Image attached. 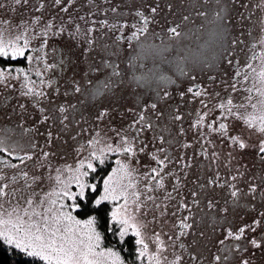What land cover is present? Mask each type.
<instances>
[{"label": "rangeland", "instance_id": "obj_1", "mask_svg": "<svg viewBox=\"0 0 264 264\" xmlns=\"http://www.w3.org/2000/svg\"><path fill=\"white\" fill-rule=\"evenodd\" d=\"M0 2L4 4V7L0 8V21L7 20L11 26V32L6 33L8 38L24 32L26 38L29 39V47L25 50L29 52L28 55L34 58L36 56L44 58L43 61L33 59L30 62L27 60L28 62L23 68L28 79L38 81L39 88L50 94L46 97L22 95L23 92L27 91L23 87L26 80L23 75L18 76L15 71L12 72L13 78L9 79L6 84H0V92L4 96V98H0V130L3 129L0 131V137H3L11 146L14 145V148L19 151H21L19 143H21L22 137H25L26 147L28 148L27 153L30 155L37 154L33 160L29 161L27 168L22 170L28 173L27 178L20 175L22 171L16 174V177L22 178L26 182L22 185L13 184L11 189L16 190V194L15 197L7 198L9 204L15 206L20 203L22 207H27L21 197L36 200L37 197L44 198L46 193H52L53 195L49 199L57 200L56 207H59L61 198L56 193L61 191L63 185L55 180L57 175L55 170H61V179L70 185L67 190L78 192L79 189L76 183L70 179L73 173L69 172L66 166L75 169L80 160H85V162L91 160L90 153L92 151H96L99 155V150L106 145L112 144L115 146L119 142L116 132L121 131L130 140L136 136L133 141L137 149L136 156L131 157L124 153L105 152L103 158L104 160L105 158L113 159V169L118 167V160L136 168L133 175L137 180L138 189L143 192L144 184L147 182L144 174L147 172L151 175L150 169L159 167L152 161L151 156L146 153L154 152L162 146L164 151L157 154L158 158L163 159L167 155L171 159L165 163L167 171L172 172L173 176L165 177L164 189L154 190L148 194L156 197L157 203L163 201L173 210L180 201L191 203L193 199L198 198L200 200L198 205H192L191 207L189 223L194 224V230L189 229L190 235L181 238L186 245H190V248L187 252L178 247L167 249L165 254L168 255L169 260L173 259L171 253H183L185 259L188 260V264H211V258L214 255H227L229 259L223 264H239L241 257L250 260L251 264H264V247L256 248L249 242L255 238L261 245H264V222L256 225L254 232L246 229L240 240L229 238L225 240L224 245H220L218 242L226 235L228 229L231 228L235 231L245 223L252 224L254 219H262L259 213L264 212V197L261 196L260 191L256 193L248 192L246 187V184L251 182L250 178L253 174L256 177L255 183L257 185H259V177L264 176V171H262L264 166L260 165L259 160L255 158V149H239L231 143H221L216 138V134L209 133L206 127L200 129L204 135L197 136L195 134L196 130L191 127L196 120H191L190 115L189 119L183 123L178 121L171 124H151L152 127H144L138 136L137 131L141 126L129 127L132 112L135 109L134 104H130L133 100L131 89L135 83L131 78L132 76H130L132 70L126 55V44L122 43L116 49L113 47L110 13L116 16L117 20L119 18L122 22L128 24L129 14L141 9L142 7H139L141 4L146 6L152 3V0H71L70 3L65 4L68 9L66 12L60 11L59 6H53L52 0H29L28 5L22 9L17 8L13 0H0ZM156 2L159 3L162 9L158 13L164 23H179L178 20L182 19L184 15L189 16V20L185 21L184 26L195 24V22L199 23L200 26L197 27L196 32L200 33V39L204 40L205 43L207 41L212 43L215 52H217L215 61L222 69L226 70V66H230L237 59L235 48L239 51L240 42H243L248 60L246 63L247 75L251 71L247 67L248 64H251L257 72L260 70L261 61L259 59L253 60L252 56L254 52L258 56L262 50V46L258 41L264 38V0H207V2L205 0H195L196 7H192L193 0H184V3H181L180 0H156ZM169 2L174 4L175 15L166 7ZM41 3L44 4L43 8L40 7ZM114 8L116 11H113ZM197 11H202L206 15L198 16L196 15ZM217 12H220V19L216 18ZM37 16L41 17V22L39 24L32 23ZM49 21L54 24V27L47 36L39 35L45 30V25ZM104 21H107V23L103 24ZM77 26H79L78 32ZM25 28H27L26 32L24 31ZM60 28H63L64 31L60 32ZM89 28L92 29L91 32H88ZM71 37H74L73 43L75 44L71 51L79 52L81 49H87L88 52H91V57L88 56L87 52L79 61L73 56V66L69 70L65 55L68 49L64 45ZM88 40L93 41L91 46L88 44ZM45 41H47L46 44ZM42 44L44 45L43 48H41ZM200 54L203 56H206V54H197V59L203 62L205 57ZM225 54H229L230 58L225 60ZM45 62L58 66L44 75L45 84L41 85V78L37 77L35 72L38 68L42 71ZM96 66H98L99 71L91 70ZM114 68L119 72V75L113 74ZM202 70H204L202 73L206 75L207 69ZM230 75L227 72L226 75H222L223 79L221 81H217L220 95L218 103H226L227 99L231 97L234 105H246L245 97L249 95L248 87L250 88L254 83L253 76L248 75V86L238 87L236 91H233V83L229 80L225 81ZM73 77L80 83L81 92L79 93L68 87ZM48 81L52 83L49 84ZM100 84L101 89L97 93L96 87ZM105 84L108 87H105ZM147 84H152V81L147 82ZM224 84H227V86H223V90H221L220 88ZM65 92L68 93L67 96L63 95ZM252 95L254 96L253 102H255L256 94L252 93ZM37 100H39L40 106L45 107L46 114H48L49 109L56 108L60 104L67 105L70 103L75 105V108L69 111L71 123L68 129L66 131L60 129L61 138L57 139L54 146L44 149L56 153L54 157L50 156L46 160L38 158L45 140L37 131L38 129L39 133H44V128L35 123L36 118L40 115L36 107ZM21 104L25 106L26 111L22 112L19 107ZM105 110L108 111V115L103 119H98V114ZM220 111L213 105L204 106L200 104L193 105L189 112L192 115L195 114L198 118L208 112V116L205 117L204 121L207 125L219 116ZM233 111H237V109L233 108ZM239 111L245 113L253 110L247 107L246 109H239ZM54 115L58 116L59 113L55 112ZM224 122L230 125L234 123L231 117ZM182 125L184 126L183 132L180 129ZM58 127V122L52 126L54 135ZM241 132H243L242 138L247 142L253 145L256 143L258 134H252V131L242 122L237 125V131L232 134L239 135ZM161 135L164 137L163 141L158 139ZM91 140H98L99 143L90 146L89 141ZM149 141H151V144L146 153H140L138 151L139 146ZM30 144H35L36 147L31 148ZM185 145H190V147H184ZM213 152L218 154V158L213 157ZM229 153L232 154L234 159L229 157ZM91 162L94 168H96L94 166L95 162L102 165L99 160H91ZM179 163L181 164L178 165ZM41 164H43V167H41ZM183 164H191L192 167L183 168ZM253 164H255V167H253ZM246 169H249V171H246ZM82 171L88 172V175L83 179L89 184L87 180L91 175V170L85 164ZM183 172H187L188 175L184 176ZM240 173H243V175H240ZM108 174L102 178L104 179ZM34 175L42 177L43 182L39 186L32 183L31 178ZM176 175L181 177V187L177 191H173V185L176 184ZM210 176H212L211 179L216 181L211 185L208 184V177ZM234 176L237 177L235 180L232 179ZM200 185L206 187L201 188ZM229 185H235L241 190L238 198L231 196L232 189ZM101 189L103 191V181ZM261 190H264V188ZM86 191L87 189H85ZM193 191L198 194L195 198L190 195ZM168 193H172L174 199L166 200L165 197ZM208 198H214L217 201L216 209L207 208ZM36 202L38 203V201ZM63 203L70 205L73 201L64 198ZM110 206L112 207L111 204ZM149 207H151L150 203ZM223 208H227L228 211H220ZM65 211H71L72 215L76 217L75 212L70 207ZM188 214V211L184 209L177 213L180 217ZM148 220L151 221V216L148 217ZM171 223L172 221L169 219L168 224ZM214 228L215 231H213ZM153 231H163L168 235H172L168 226L161 229L155 221L149 223L146 242L149 243L150 250H154V247L148 237H151ZM200 231L205 233L204 237L199 236ZM164 238L166 239V237ZM193 239L196 240L195 244L191 243ZM100 248L108 249L102 245V241ZM224 249L228 251L225 252ZM193 251L195 254L202 255L200 261L193 262L190 260L189 253ZM141 261H145V264H147L146 259Z\"/></svg>", "mask_w": 264, "mask_h": 264}, {"label": "snow or ice", "instance_id": "obj_2", "mask_svg": "<svg viewBox=\"0 0 264 264\" xmlns=\"http://www.w3.org/2000/svg\"><path fill=\"white\" fill-rule=\"evenodd\" d=\"M17 8L22 9L24 6L28 5L29 0H13ZM71 0H52L53 6H59V10L62 12L68 11L65 7L66 3H70ZM181 3H184V0H180ZM207 2V0H205ZM259 6V5H258ZM4 4L0 2V8H3ZM41 8L44 7V4L41 3ZM145 11L137 12V15L140 18V21L143 24V27L136 28V25L133 24L132 27L136 30L132 32L131 36L128 37L129 40L137 39V33H143L147 31V25L152 19L154 14L162 11L160 5L156 0H152V3L147 4ZM166 7L168 10L175 15V7L172 2H169ZM192 7H196L195 0H193ZM113 11H116L114 8ZM196 15L205 16L206 13L202 11H197ZM216 18L220 19V12L216 13ZM189 16L184 15L182 21H188ZM27 23L26 21H22ZM41 22V17L37 16L33 19L32 23L39 24ZM107 21H104L103 24H106ZM54 27L52 22H48L45 25V30L39 35L47 36L49 31ZM125 25H111L112 29L119 28L123 30ZM181 27V24L177 23L175 26H169L167 31L171 34L170 38H179L182 35V32L178 31ZM27 31V28L24 30ZM60 32H63L64 29L60 28ZM79 31V26H77V32ZM92 29L89 28L88 32H91ZM11 32L10 22L7 20L0 21V58H11L15 61L19 57L26 56V49L29 47V39L26 38L24 32L15 35L12 38H8L6 33ZM55 34V33H53ZM74 37H71L65 42V47L68 49L65 54L67 57V63L69 65V70L73 66L72 57L75 56L77 60H81L85 53L87 52L88 56L91 57V52H88L87 49H81L79 52H72L71 49L75 47L73 43ZM117 39H120L118 37ZM21 41L23 42L21 44ZM45 44L47 41L44 42ZM235 43V41H234ZM258 43L262 46V50L258 56L253 55L252 59H259L261 61L260 70L257 72L251 64H248L247 67L251 70L248 75L253 76L254 83L250 88L247 89L249 95L245 97L247 104L234 105L233 100L229 97L226 103H218L215 105V108L220 109L219 116L215 117L210 123L205 125V117L208 116V112H205L195 121L191 126L192 129L196 130L197 136L204 135L200 131L201 128L206 127L209 133L216 134V138L219 139L221 143H231L238 147L239 149H255V158L259 160L260 165L264 166V38H261ZM88 44L91 46L93 44L92 40H88ZM44 45H41L43 48ZM28 61L33 59L37 61H43L42 56H36L35 58L31 55L27 57ZM4 64H8L7 60L3 61ZM58 65L51 63H43V70L39 68L36 70L35 74L37 77H40V84H45L43 79L44 75L51 69L56 68ZM91 70L99 71L98 66L93 67ZM15 71L18 76L23 75L25 77L26 83L23 85L27 91L23 92L24 96L32 97H46L50 95L45 91L41 90L36 86V82L29 80L27 73L24 68H12L9 64L8 67L0 66V84H6L9 79L12 77V72ZM114 75H119V72L113 69ZM236 75L239 76L240 72L237 71ZM248 75L245 76V79H248ZM48 83H52L48 81ZM91 83V81H89ZM68 87L73 91L79 93L81 92L80 83L76 80L75 77L71 79L68 84ZM105 87H108L105 84ZM232 90L236 91V85H232ZM57 91H59L57 89ZM193 89L189 88L188 92H192ZM252 93L256 94L255 102L254 96ZM201 91H196L195 95L200 96ZM207 94V93H205ZM63 95L67 96L68 93L65 92ZM167 95V93H165ZM22 112L26 111L23 104L19 105ZM36 107L39 110L40 115L36 118L35 123L39 124L44 128V133L38 134L43 136L45 144L41 146V152L38 154V158L48 159L50 156H55L56 153L45 151V148L54 146L57 142V139H60V129L66 131L69 124L71 123L69 119L70 109H74L75 105L70 103L60 104L58 107L49 109L48 114H46L45 107L40 106L39 100L36 101ZM250 107L253 111L242 113L239 109H246ZM233 108H236L237 111H233ZM151 110H156L157 105L155 103L150 105ZM55 112H58L59 115H54ZM108 115V111L105 110L98 114V119H103ZM138 119H135L133 124L129 127L138 128L137 136L140 132L143 131L144 127H152L148 123V118L145 112H140L137 114ZM231 117L234 123L231 125L227 122L228 118ZM176 120H180L179 115L175 116ZM58 122V128L56 134L52 130V126L56 125ZM67 122V123H66ZM243 123L247 126L248 129L252 131V134H258L256 143L250 144L245 139L242 138L243 132L239 135H233L232 133L237 131V125ZM184 129H181L183 132ZM116 136L119 137V142L113 146L112 144L106 145L104 148L99 150V155L96 151L90 153L91 160H99L101 164L104 163L105 152H116L124 153L128 156H136V147L133 144V141L136 139V136L132 137L130 140L127 135L122 134L121 131L116 132ZM155 139V138H154ZM160 141L164 140V137L161 135L158 137ZM98 140L89 141V145L93 146L98 144ZM151 141L144 143L139 146L138 151L140 153H146V150L150 147ZM31 148H35V144H30ZM184 147H190V145H185ZM163 147H158L154 152L146 153L151 156L152 161H154L159 167H152L150 169L151 175L145 173L147 182L144 184V190L141 192L137 187V180L134 177L136 168L130 167V164L124 163L122 161H117L118 167L112 169V171L103 179V191L100 192L96 184H87L84 181V177L88 175V172L82 171L86 167L95 172L96 169L93 167L91 160L85 162V160H80L78 166L75 169H72L71 166H66L69 172H72L73 175L70 178L72 182H75L79 191L71 192L67 190L70 185L65 183L61 179V170L56 169L57 175L55 180L57 183L63 185V188L60 192L56 193L57 196L61 198L59 207H56L57 200L49 199L53 194L46 193L44 198L37 197L36 200L32 198H25L24 202L27 207H22L20 203H17L15 206L8 203V197H15L16 190L10 188V184L3 183L5 177L0 175V240L4 241L9 245L13 250H20L25 256L31 258L29 264H125V261L121 259L119 253L114 252L111 248L101 249L100 244L104 238L98 228H103L104 232L109 231L113 232L115 235L120 237L123 240L125 237H128L131 233L135 237L133 249L137 254V260H147V264H188V260L185 259L183 253H171L173 259L169 260L168 255H166V250L172 247H178L183 249L185 252L188 251L190 245H186L182 241V237L190 235L189 229L194 230V224L189 223L191 216V207L192 205H198L200 200L198 198L193 199L191 203L186 201L178 202V206L173 210L169 205L164 204V202L157 203L156 197L149 195L148 193L164 189L165 187V177H172L173 173L167 171L166 161L170 158L165 155L163 159L158 158V153L163 152ZM0 153H6L7 156H12V151L9 150V146L6 145L5 139L0 137ZM213 157L218 158V154L213 152ZM34 156H37L36 153L28 154L25 153L24 156L20 157V163L24 164L25 161L33 160ZM229 157H232V154L229 153ZM0 163H3L5 167H10L16 169L17 164H9L7 160H0ZM43 167V164H41ZM183 168L192 167L191 164H183ZM255 167V164H253ZM249 171V169H246ZM264 171V169H262ZM24 178L28 177V173L22 171L20 173ZM184 176H187V172H183ZM243 175V173H240ZM237 177H233L235 180ZM13 181L17 179L16 176L11 178ZM176 184L173 185V191H177L181 187V177L176 175ZM32 183L39 186L43 182L41 176L34 175L32 178ZM251 182L246 184L248 192L256 193L260 191L261 196L264 197V176L259 177V185L255 183L256 177L253 174L250 178ZM154 182V184H153ZM216 181L210 179L208 184H214ZM201 188L206 187L205 185H200ZM231 190V196L233 198H238L241 194V190L235 185H229ZM85 189H89L91 193L99 192V195H86ZM192 197H197L198 194L193 191L190 193ZM67 198L68 200L73 201L70 205L63 203V199ZM166 200L174 199L172 193H168L165 197ZM87 200L91 207H88L84 201ZM38 201V203L36 202ZM149 203L151 207H149ZM8 205L7 207L5 205ZM108 204H111L112 207L109 209ZM71 208L73 211L77 209H83L88 215L87 219L79 220L72 215L71 211H65L67 208ZM207 208L216 209L217 201L214 198L207 199ZM187 210L188 215L182 217L178 216L177 213L181 210ZM220 211L227 212V208H223ZM151 216V221L148 220V217ZM259 216L262 219H254L252 224H243L237 230H232L231 228L227 230L226 235L219 239V244L224 245L225 240L232 238L235 240H240L244 236L246 229L255 231V226L260 225L264 222V212L259 213ZM169 219L172 223L169 225ZM152 221H155L160 225L161 229L168 226L172 235H168L163 231H153L151 237H148L151 240L154 250H150L149 243L146 242V232L148 230V224ZM178 229V231H177ZM215 231V228L213 229ZM205 233L203 231L199 232L200 237H204ZM166 237V239L164 238ZM256 248L264 247L261 245L257 239L253 238L249 241ZM192 244L196 243V240L193 239ZM138 246V247H136ZM239 247V245H237ZM223 251H228L224 249ZM190 260L193 262H198L202 259V255L195 254L194 251L189 253ZM229 257L227 255H214L211 258V264H223L227 262ZM239 264H251L250 260L241 257L239 259Z\"/></svg>", "mask_w": 264, "mask_h": 264}, {"label": "flooded vegetation", "instance_id": "obj_3", "mask_svg": "<svg viewBox=\"0 0 264 264\" xmlns=\"http://www.w3.org/2000/svg\"><path fill=\"white\" fill-rule=\"evenodd\" d=\"M142 6L144 4L139 5L140 8ZM135 11L129 14L128 24H125L119 18L117 20V17L110 13L111 25H125L122 31L119 28H111V32L112 43L115 49L117 46L120 47L122 43L126 44V55L128 56V63L132 70L130 76H132L131 78L135 83L131 89V98L133 100L130 104H134L135 109L131 108L134 111L132 112L130 124H133L134 120L138 119L137 114L140 112H145L148 123L153 125L157 123L171 124L178 121H182L183 123L189 119V115L191 116V120L199 119L189 111H191L193 105L203 104L204 106L213 105L214 107L217 105L220 97L217 81H221L223 79L222 75H226L227 72L229 75L232 73V75L228 79H225V81L229 80L231 83H235L236 88L248 86V79H245L248 73L246 68L248 60L243 42H240L239 51L235 48L237 59L230 66H226L225 70L215 61L217 52H215L212 43L209 41L205 43L204 40L200 39V33L196 32L198 30L197 27L200 26L198 22L184 26L185 21L179 19L178 22L179 24L181 22V26L183 27H180L178 31L182 32V35L178 39L170 38L171 34L167 31V28L175 26L177 23H164L160 19L161 15L157 13L150 19L147 31L142 34L137 33V39L129 40L128 37L136 30L132 27L133 24L136 25V28L143 27L137 12L145 11V7ZM145 14H147L146 11ZM118 37L120 39H117ZM198 53L206 54V56L200 54L205 57L203 62L197 59ZM224 58L225 60L230 58L229 54H225ZM202 69H207L206 75L202 73L204 71ZM237 71L240 72L239 76L236 75ZM150 81H152V84H147ZM35 82L36 86L39 87V82ZM223 86H227V84L222 85L221 90H223ZM100 87L101 84L96 87L97 93L100 92ZM189 88H192L193 91L188 92ZM198 90L202 93L200 96L195 95V92ZM0 98H4L2 93L0 94ZM153 103L157 105L156 110L150 109V105ZM200 109L198 110L200 111ZM135 110L137 111L135 112ZM177 115L181 117L180 120L175 119ZM183 128L184 126L182 125L180 129ZM25 141V137H22L21 143H19L21 151H19L17 148H14V145L11 146L5 140L13 155L9 157L6 153H0V160H7L9 164L15 163L18 165L16 169H12L0 163V175L5 177L3 183L10 184V188L13 184L22 185L26 182L18 177L15 181L11 179L28 166L29 161L21 164L19 159L28 152V148L26 147L27 141ZM168 144L171 146L170 143Z\"/></svg>", "mask_w": 264, "mask_h": 264}, {"label": "trees", "instance_id": "obj_4", "mask_svg": "<svg viewBox=\"0 0 264 264\" xmlns=\"http://www.w3.org/2000/svg\"><path fill=\"white\" fill-rule=\"evenodd\" d=\"M28 51H26V56L28 55ZM25 57H19L15 61L11 60V58H0V66L2 67H8L9 64L12 68H23L27 64V58ZM7 60L8 64H4L3 61ZM96 168V171H91V175L88 177L87 182L89 184L94 183L99 188L100 192L102 191L101 185L103 181V176H106V174L109 173L110 170L113 169V159L112 158H105L104 163L102 165H99V163L95 162L94 165ZM212 176L208 177L210 180ZM203 183V182H202ZM86 195H93L97 196L99 195V192L97 193H91L89 189L86 191ZM84 203L91 207L87 200L84 201ZM107 207L110 209V204L107 205ZM77 219H87V213L83 209H77L74 211ZM98 230L101 232L102 236L104 237L102 239V245L106 248H111L114 252L119 253L122 260L125 261L126 264H145V261L137 260L136 259V253L134 252L133 245H134V237L129 234L128 237H125L123 240L120 239L117 235H115L113 232L109 231L107 233L104 232L103 228H98ZM138 247V246H136ZM31 258L25 256L23 253L20 252V250H13L10 248L4 241L0 240V264H29Z\"/></svg>", "mask_w": 264, "mask_h": 264}]
</instances>
